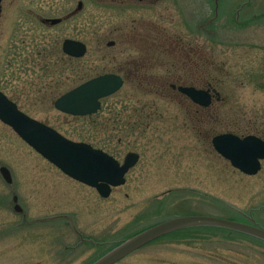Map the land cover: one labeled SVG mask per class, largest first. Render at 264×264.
Returning a JSON list of instances; mask_svg holds the SVG:
<instances>
[{"label": "rangeland", "instance_id": "rangeland-1", "mask_svg": "<svg viewBox=\"0 0 264 264\" xmlns=\"http://www.w3.org/2000/svg\"><path fill=\"white\" fill-rule=\"evenodd\" d=\"M154 2L139 13L158 32L170 33L173 52L160 58L172 62L170 78H141L136 93L120 91L104 98L97 113L74 117L56 110L53 101L89 77L54 72L45 67L44 52L39 54L43 44L53 45L54 28L40 21L56 16L54 0L1 1L0 91L72 141L120 162L128 152L140 159L125 185L102 198L0 121V167L9 169L18 204L32 216L28 226L21 222L0 175V264H91L120 241L174 216L253 219L264 228V160L258 174L248 176L211 145L213 136L225 133L264 139V0H234L221 11L226 21L234 19L228 25L208 15L211 0ZM202 5L209 22L199 28ZM91 15L92 37L102 38L107 14ZM249 19L251 24L244 23ZM188 49L195 53L186 56ZM183 60L189 61L186 67ZM198 68L203 87L212 84L223 99L204 109L169 90L180 78L202 84ZM116 264H264V242L222 228L192 227Z\"/></svg>", "mask_w": 264, "mask_h": 264}, {"label": "water", "instance_id": "water-1", "mask_svg": "<svg viewBox=\"0 0 264 264\" xmlns=\"http://www.w3.org/2000/svg\"><path fill=\"white\" fill-rule=\"evenodd\" d=\"M48 21L52 24L57 22L54 19ZM64 50L77 57L85 52L83 44L73 41L64 42ZM120 84L119 78L109 75L91 79L60 96L55 101V108L73 116L94 114L100 109V99L113 94ZM179 91L200 106L208 107L211 103L208 91L183 87L179 88ZM216 95L219 93L216 92ZM0 120L64 174L95 188L103 198L110 196L112 188L125 183V174L138 161V155L130 152L125 156L123 164H120L100 149L63 137L54 129L19 111L16 104L8 100L2 92ZM211 144L219 155L241 173L254 176L261 170V161L264 160L263 139L255 135L239 137L225 133L214 136ZM0 174L6 183H12L11 173L7 167L1 166ZM249 221L250 223L246 224L212 216L169 218L124 239L91 264H116L157 238L190 227L224 228L264 241V228L253 219Z\"/></svg>", "mask_w": 264, "mask_h": 264}, {"label": "flooded vegetation", "instance_id": "flooded-vegetation-1", "mask_svg": "<svg viewBox=\"0 0 264 264\" xmlns=\"http://www.w3.org/2000/svg\"><path fill=\"white\" fill-rule=\"evenodd\" d=\"M211 1H213L214 9L210 10L208 15H212V18L215 19L214 21L217 24H233L234 19H232L233 21L230 23V21H226L227 17L224 19L220 16L221 11L226 12L225 10L231 7L234 0ZM153 2L154 0H54L56 16L53 19L57 20V22L52 24L48 21L51 20L49 18L40 21L41 24L49 26V28H54L53 45L49 48L47 45L43 44L44 47L39 50V54L40 52H44L43 62L47 64L45 67H52L54 72L59 71L61 74L65 72L64 75L67 77H89V79L84 82L105 75L117 77L120 79L121 84L118 90L113 93L114 95L120 91L136 93L137 90H139L141 78H170L172 74V62L166 58L160 59L167 57V55H171L173 52L172 45L169 43L170 33L166 31L167 28L158 32L156 30L158 27L152 26L151 19L147 15H141L139 13L141 7H146L149 4H153ZM156 2L157 1L154 3ZM92 4L95 5L96 8H99V10H93L95 8L91 7ZM202 7L206 10L205 12L202 10V16L197 20L201 22L199 28H201L200 26L203 27L206 22H209V19L205 20L207 8L204 5H202L201 8ZM94 11L107 14L102 38L92 37L93 22L91 14ZM117 13L121 15L115 19L113 15ZM123 13H128V15L123 16ZM219 18H221V20ZM112 20H116V23H113ZM246 22L248 25L252 23L251 19L244 23ZM235 23L237 24V18L235 19ZM66 41L83 44L85 48L84 54L77 57L66 53L64 50V42ZM47 44L50 43L47 42ZM189 52H193V50L188 49L186 56L189 55ZM188 62L189 61L183 60V65L186 67ZM67 68L68 70H66ZM197 75H200L201 81L203 80V83L201 82L202 84H199L200 81L198 79H196V81L183 80L178 76L180 80L171 82L169 84V90L171 92H177L181 98H186L187 101H190L193 104L192 105L189 102L192 106L200 109L210 107L214 101H222L223 99L221 98L220 93L212 86V84L208 83L205 88L203 87V72L199 70V68L197 69L195 76ZM181 87L208 91L211 95L210 105L208 107H203L195 104L188 96L179 91V88ZM161 88L166 90V86ZM214 91L218 92L219 95H216V92ZM6 97L11 102L15 103L8 96ZM102 100H100V104L102 103ZM55 101L56 100L53 101L54 107ZM124 159L125 157L123 160ZM139 159L140 156L138 155V161ZM123 160L119 162L122 163ZM125 183L122 186H124ZM6 185L10 189L6 199L8 198V201H11V209L19 213L21 216V222H26L25 225L28 226V223L32 221V219L29 218L32 216L28 214L26 211L27 209L23 204L21 206L18 204V197L14 194V188H12L13 185ZM24 211L27 213H24ZM240 222L248 223L247 220ZM161 238H158L157 240ZM157 240H154L153 242Z\"/></svg>", "mask_w": 264, "mask_h": 264}]
</instances>
